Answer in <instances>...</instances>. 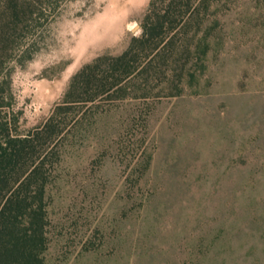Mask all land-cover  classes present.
<instances>
[{"label":"rangeland","instance_id":"1","mask_svg":"<svg viewBox=\"0 0 264 264\" xmlns=\"http://www.w3.org/2000/svg\"><path fill=\"white\" fill-rule=\"evenodd\" d=\"M149 2L0 0V118L45 122ZM208 18V55L182 78L153 68L64 115L46 264H264V0H216Z\"/></svg>","mask_w":264,"mask_h":264},{"label":"trees","instance_id":"2","mask_svg":"<svg viewBox=\"0 0 264 264\" xmlns=\"http://www.w3.org/2000/svg\"><path fill=\"white\" fill-rule=\"evenodd\" d=\"M214 1L150 0L141 33L121 54L100 55L75 73L45 122L22 134L0 118V264H46L47 186L56 142L65 136L70 122L64 115L75 113L76 104L114 97L116 88L125 89L124 81L150 69L160 68L156 72L165 76L172 65L182 78L188 63H204L210 50L209 30L199 33Z\"/></svg>","mask_w":264,"mask_h":264},{"label":"water","instance_id":"3","mask_svg":"<svg viewBox=\"0 0 264 264\" xmlns=\"http://www.w3.org/2000/svg\"><path fill=\"white\" fill-rule=\"evenodd\" d=\"M139 26V25H138Z\"/></svg>","mask_w":264,"mask_h":264}]
</instances>
